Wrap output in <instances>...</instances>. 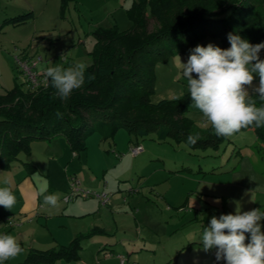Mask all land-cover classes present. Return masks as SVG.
<instances>
[{
	"label": "trees",
	"instance_id": "16d2710c",
	"mask_svg": "<svg viewBox=\"0 0 264 264\" xmlns=\"http://www.w3.org/2000/svg\"><path fill=\"white\" fill-rule=\"evenodd\" d=\"M72 1L60 0L61 12ZM126 15L131 22L127 30L116 25L93 30L95 47L85 83L67 99L57 94L50 80L45 89L30 91L23 83L0 94V168L8 169L20 154H28L34 140L63 136L71 151L79 154L86 150L89 136L97 134L101 141H113L120 129L132 137L128 142L133 144L155 133L160 142L173 138L192 148L205 149L207 144L213 150L219 148L225 137L217 136L211 126L197 128L185 117L188 101L150 102L154 74L144 57L164 60L173 46L186 51L209 32L220 38L223 49L230 47L229 33L253 45L262 43L264 0H133ZM33 18L32 11H27L5 18L3 23L17 26ZM150 21L155 23L152 30L148 29ZM155 46L163 51L153 52ZM250 95L257 107H264V100L254 92ZM58 112L62 114L59 118ZM248 128L264 146V126ZM189 135L197 138L195 144L188 143ZM259 151L264 159V147ZM24 164L29 171L35 169ZM94 233L76 236L66 246L30 248L19 264L76 261L82 241Z\"/></svg>",
	"mask_w": 264,
	"mask_h": 264
},
{
	"label": "crops",
	"instance_id": "0c3cea01",
	"mask_svg": "<svg viewBox=\"0 0 264 264\" xmlns=\"http://www.w3.org/2000/svg\"><path fill=\"white\" fill-rule=\"evenodd\" d=\"M132 1L74 0L68 3L67 7L75 9L78 17H85L94 29L116 25L118 28L123 26L124 29L120 30H127L131 22L127 18L126 10ZM259 55L264 59V50H261ZM258 85L257 76L253 86ZM248 91L253 93L251 88ZM62 139L63 136H56L50 140L31 142L30 151L26 154L29 160L25 163L34 165L35 169L29 171L27 168L20 181L12 179L16 204L12 210L5 209L6 211L0 213V234L20 237L21 231H31L28 236L31 242H57L59 246H66L63 242H71L76 236L95 230L94 234L82 241L78 260H59L53 264H118V254L126 255L130 262L136 264H225L224 261H216L215 249L209 252L202 250V229L208 226L212 216L234 214L236 202L240 203L242 211L264 209V190H255L258 186L264 189V159L259 151L264 146L260 142L259 145L256 144V137L239 145L237 151L232 150L231 168L226 169V165L219 161L213 166L204 164L206 167H198L196 174L201 185L197 186L192 202H189L187 190L180 194L178 201H172L170 198L168 200L163 194L161 201L166 204L163 209L150 206L140 208L137 212L132 208L140 204L138 198L130 195L126 199L119 193L123 188L120 189V175L115 171L125 165L123 160L117 161L118 165L110 162L106 152L107 148L112 146L111 142H108V147L98 145L97 152L91 159L88 148L75 154L67 141ZM38 158L40 161H37ZM70 173L76 178L79 177L84 187L96 190L102 188V180L105 178L107 189L113 180L112 184L115 186L111 189L109 203L103 206L95 197L75 199L66 203L65 180L67 181ZM173 175L185 178L180 173ZM223 175H231L232 182H219ZM57 180H60L61 185H57ZM205 182L208 184L205 185ZM42 187L47 189L46 194L59 195L62 207L58 213L42 209L43 197L39 195V189ZM57 189H62L63 195L57 193ZM217 199L219 203L214 202ZM151 209L158 210L157 219L153 217ZM5 216L19 219L20 225L16 226V229L7 227L3 222ZM261 223L264 224V221ZM189 224L200 225L201 230L191 235L182 233L181 229ZM35 235L38 236L37 240L34 239ZM89 247L92 259L81 255V251ZM107 251L111 256H104ZM26 254L27 252H24L5 264H19Z\"/></svg>",
	"mask_w": 264,
	"mask_h": 264
},
{
	"label": "rangeland",
	"instance_id": "374dc122",
	"mask_svg": "<svg viewBox=\"0 0 264 264\" xmlns=\"http://www.w3.org/2000/svg\"><path fill=\"white\" fill-rule=\"evenodd\" d=\"M27 11H32L33 20L17 26L3 23L5 18ZM77 14V11L70 6L61 12L59 0H0V94L11 89L15 84H23V76L14 59L15 56H40L41 61L36 67L40 73L46 72L49 67L58 65L67 68L76 63L87 64L91 62L90 52L95 47V38L92 34L94 28L85 17H78ZM154 26L155 23L150 21L148 29L152 30ZM119 29L124 28L119 26ZM200 30L201 26L198 27L197 32ZM209 43L219 47L221 45L220 38L209 32L204 37L198 38L186 51H179L176 46H173V52L168 54L164 60L158 58L153 60L152 56L144 57L145 61L152 65L154 74L149 96L150 102L156 104L162 100L169 102L188 101L185 117L200 129H206L210 125L203 120L201 113L191 104L187 92V81L180 74L177 57L181 58L182 63H186L190 50L197 45L207 46ZM154 49L153 52L163 51L161 46H155ZM250 130L253 129L241 130L232 137L224 138L217 150H213L209 144L205 149L202 147L192 148L184 141L177 142L173 138L166 142H160L156 139L155 133H152L145 138L137 139L135 144H140L142 151L136 156L129 153V148L135 144L128 142L132 137L124 129L116 132L113 141H101L97 134H93L86 138L85 142L91 159L96 154L98 145L108 147L111 142L112 146L107 148L108 151L106 152L110 162L118 165L119 162L117 161L123 160L125 165V167H120L115 171L117 175H120L118 180L120 189L123 188L119 193H122L121 195L126 199L130 195H135L138 198L140 204L132 208L134 212H137L140 211V208L145 209L150 206L163 209L166 206L161 201L163 194L168 200L170 198L172 201H178L180 194L187 190L189 202H192L197 186L201 185L196 174L198 167L200 169L206 167L203 166L204 164L213 166L219 161L226 165V169L231 168L232 150H234L233 152L237 151L239 145H243L256 137L254 131L250 132ZM62 140L65 141V138L63 137ZM256 144L259 145V142ZM19 158L20 161L13 162L8 169L0 168V187H6L4 181L8 180L10 185L7 187H11L14 191V184H11L12 179L20 181L25 175L27 166L24 163L29 160V157L22 153ZM37 161L40 159L38 158ZM189 168L191 170H187ZM172 171L180 173L185 178L174 176ZM70 175L72 174L70 173ZM77 179L83 185L80 178L77 177ZM106 181L107 178L102 180V183L105 184L104 191L111 194V189H114L115 186L112 184L114 182L113 180L110 181L112 183L107 189ZM65 182L67 184L66 195L69 188L68 179ZM219 182H232V176L223 175ZM56 183L61 185L60 180H57ZM206 184L208 183L205 182ZM89 189L98 191L96 188ZM57 191L63 195L62 189H57ZM80 198L84 197L78 196L76 199ZM4 211L6 210L0 206V213ZM151 213L157 219L158 210L151 209ZM159 227L162 228V225ZM181 230H183L182 233L191 235L197 230L200 231L201 228L200 225L189 224ZM29 233L31 231H21L20 237L17 236L24 252H28L29 248L45 250L59 246L57 242H31L28 237ZM34 239L37 240L38 236L35 235ZM63 243L68 245L70 242ZM81 255L92 259L91 248H84ZM104 256L109 257L105 253Z\"/></svg>",
	"mask_w": 264,
	"mask_h": 264
},
{
	"label": "clouds",
	"instance_id": "9594fccd",
	"mask_svg": "<svg viewBox=\"0 0 264 264\" xmlns=\"http://www.w3.org/2000/svg\"><path fill=\"white\" fill-rule=\"evenodd\" d=\"M230 47L223 49L209 43L197 45L190 50L187 62L178 56L180 74L187 81V92L192 106L203 120L209 124L217 136L232 137L250 126H264V107H257L248 89L264 100V59L260 58L264 42L255 45L239 35L228 34ZM91 62L76 63L64 68L49 67L45 72L46 83L56 89L62 99L85 83V72ZM259 77V85L254 80ZM90 79H94L91 76ZM61 113H57L58 118ZM197 138L188 136V143L195 144ZM4 183L9 184L8 180ZM203 186V185H202ZM201 186V187H202ZM211 187V184H209ZM256 191L264 189L261 186ZM47 189H39L43 197L42 209L58 213L62 207L58 194H46ZM252 201L255 202L252 198ZM219 203V199L214 201ZM16 197L11 187H0V206L12 210ZM264 209L255 208L242 211L236 202L235 212L212 216L207 227L200 234L201 248L205 252L215 249L217 262L225 264H264ZM24 252L19 240L12 234H0V264L20 256Z\"/></svg>",
	"mask_w": 264,
	"mask_h": 264
},
{
	"label": "built area",
	"instance_id": "2783aa9c",
	"mask_svg": "<svg viewBox=\"0 0 264 264\" xmlns=\"http://www.w3.org/2000/svg\"><path fill=\"white\" fill-rule=\"evenodd\" d=\"M15 61L21 70V74L23 76V83L25 88L30 91H36L38 89H45L49 85V81L46 83L45 81V72L40 73L36 70L38 63L41 61V57H19L15 56ZM142 151V147L140 144H135L131 148H129V153L132 156L138 155ZM118 156V155H117ZM68 193L64 196V201L66 203H70L75 200L78 196L87 198V197H95L98 199L101 205L105 206L110 201L111 194L104 191L105 184H102V188L98 191L91 190L89 188L81 185L80 181L74 176H68ZM3 222L9 228L16 227L20 225L21 221L18 219H13L12 217L5 216L3 218ZM106 256H111L109 252H105ZM118 260V264H136L134 262H130L128 257L123 254H118L116 256Z\"/></svg>",
	"mask_w": 264,
	"mask_h": 264
}]
</instances>
